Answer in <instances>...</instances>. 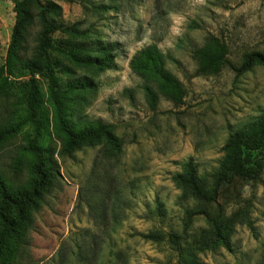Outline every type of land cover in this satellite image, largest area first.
Here are the masks:
<instances>
[{
	"label": "rangeland",
	"instance_id": "374dc122",
	"mask_svg": "<svg viewBox=\"0 0 264 264\" xmlns=\"http://www.w3.org/2000/svg\"><path fill=\"white\" fill-rule=\"evenodd\" d=\"M14 1L0 0V67L15 20ZM51 1L61 9V23H81V30L90 29L99 40L119 47L113 70L94 77L76 71L95 85L76 110L80 120L110 124L122 149L116 160L103 158L99 146L65 155L60 138L51 133L49 149L59 176L32 213L13 264H177L178 254L165 236L182 233L183 208L192 203L180 200L172 176L188 158L200 176L212 172L228 134L264 113L263 67L255 66L238 79L226 66L216 76L198 78L191 51L211 34L226 44L232 65H239L243 52L264 53V0H124L115 11L98 14L91 8L83 11L75 0ZM38 32L34 24L25 38L24 57L30 55ZM149 43L165 56L166 67L185 90L180 107L160 98L156 111H150L142 81L129 70L131 55ZM39 86L44 93V84ZM20 100L15 89L0 98V126L21 114ZM25 131L0 151V174L11 184L28 177L25 161L18 174L11 173L25 146ZM154 201L163 205V217L154 210ZM217 203L227 215L247 204L255 231L237 225L229 240L231 253L222 247L203 248L196 252L197 260L264 264V173L258 184L235 183ZM206 230L203 218H194L181 234L180 248L196 251L193 238ZM150 232L164 235V242L152 244L138 236Z\"/></svg>",
	"mask_w": 264,
	"mask_h": 264
},
{
	"label": "trees",
	"instance_id": "16d2710c",
	"mask_svg": "<svg viewBox=\"0 0 264 264\" xmlns=\"http://www.w3.org/2000/svg\"><path fill=\"white\" fill-rule=\"evenodd\" d=\"M75 1L83 11L91 8L98 14L115 11L116 4L124 0H108L109 4ZM12 12L15 20L0 67V98L17 90L22 110L9 124L0 126V151L17 133L26 129L25 146L13 161L11 173L18 174L25 161L28 177L24 182L11 184L0 174V264H13L17 249L32 225V213L52 189L55 176H59L49 149L52 132L60 138L61 153L65 155L99 146L103 158L116 160L122 149V142L110 124L80 120L76 110L84 102V96L95 88L90 77H78L76 71L94 77L113 70L118 45L99 40L90 29L81 30V23H61V9L51 0L44 3L16 0ZM34 24L39 32L30 55L24 57L25 38ZM56 33L61 37L55 38ZM227 53L226 44L209 34L200 48L191 51L196 64L195 77L216 76L226 66L238 79L255 66L264 68L263 52H243L237 66L228 62ZM128 67L142 81L141 90L150 111H156L160 98L175 107L184 104L185 90L166 67L165 56L154 43L136 50ZM23 77L25 79L21 80ZM40 82L44 84V93ZM129 93V90H123V94ZM263 149L264 113L228 134L221 148L222 156L212 172L200 176L190 158L179 165L180 172L172 176V182L181 193L180 200L185 203L191 200L192 203L183 208L181 234L187 233L196 217L203 218L207 230L193 238L199 246L196 251L182 250L179 245L181 234L167 233L165 238L178 254L177 264H202L197 260L196 252L204 251L203 248L222 247L231 253L229 240L237 225H246L254 233L247 204L227 215L217 199L229 192L235 183L258 184L261 181L264 153L260 156L254 153ZM154 210L159 217L165 215L163 205L158 201H154ZM138 236L152 244L164 242L161 233Z\"/></svg>",
	"mask_w": 264,
	"mask_h": 264
}]
</instances>
